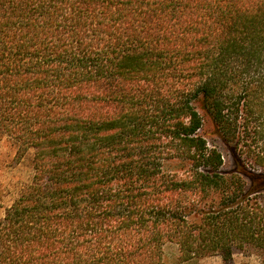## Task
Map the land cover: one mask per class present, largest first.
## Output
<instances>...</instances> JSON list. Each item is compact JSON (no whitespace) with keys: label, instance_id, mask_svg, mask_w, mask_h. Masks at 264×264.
<instances>
[{"label":"trees","instance_id":"obj_1","mask_svg":"<svg viewBox=\"0 0 264 264\" xmlns=\"http://www.w3.org/2000/svg\"><path fill=\"white\" fill-rule=\"evenodd\" d=\"M0 134V264H264V0H0Z\"/></svg>","mask_w":264,"mask_h":264},{"label":"rangeland","instance_id":"obj_2","mask_svg":"<svg viewBox=\"0 0 264 264\" xmlns=\"http://www.w3.org/2000/svg\"><path fill=\"white\" fill-rule=\"evenodd\" d=\"M212 130V128H210ZM210 130V131H211ZM210 135V134H209ZM211 144L219 146V140L215 135L208 137ZM32 152H28L22 158L19 157L17 148L10 140L0 134V219L5 210L17 199L21 188L32 177L31 167ZM164 264H225L220 257L206 258L200 261L181 263L179 249L175 245H168L164 250ZM232 264H261L255 254H235Z\"/></svg>","mask_w":264,"mask_h":264}]
</instances>
